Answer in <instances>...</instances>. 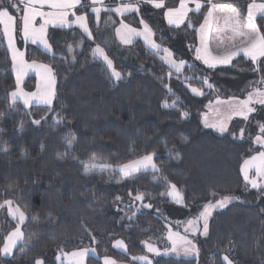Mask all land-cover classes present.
Returning <instances> with one entry per match:
<instances>
[{
	"label": "trees",
	"instance_id": "1",
	"mask_svg": "<svg viewBox=\"0 0 264 264\" xmlns=\"http://www.w3.org/2000/svg\"><path fill=\"white\" fill-rule=\"evenodd\" d=\"M226 1L248 0L211 3ZM202 13L190 14L193 30L187 25L170 28L160 35V41L170 44L181 30L190 45L188 54L193 56L194 27L202 20ZM88 17L95 35L104 19L95 26L92 16ZM256 23H264V17L258 16ZM260 30L264 32V27ZM47 35L55 41V58L43 55L31 44L25 45L24 52L26 59L51 64L54 69L51 111L44 105L27 108L18 102L10 107L14 78L9 51L0 37V203L11 200L26 212L21 228L29 241L26 245L20 242L13 256L0 258V264H31L41 257L46 264H57L54 257L58 251L93 242L100 255L128 260L129 255L143 252V242L162 240L166 230L162 216L134 202L129 192L133 196L144 192L143 203H151L153 209L183 207L195 214L209 201L220 198L210 195L213 189L239 198L214 212L209 235L198 240L199 257H159L154 264H224L225 253L236 264H264L261 190L250 188L240 172L241 163L258 147L247 135L239 140L229 134L238 135L245 123L235 121L229 132L221 134L206 128L201 117L216 95L237 97L258 83L264 77V71H256L259 65L239 56L230 65L209 70L194 60L177 74L161 60L160 53L154 54L140 41L128 46L110 41L111 45L104 46L116 70L125 76L114 83L103 61L92 56L95 40L89 41L74 27L52 28ZM82 39L83 44L77 47L76 42ZM68 43L77 54L75 63L66 51ZM204 76L216 87L204 86ZM165 84L174 95L168 93ZM188 85L201 88L204 95H193ZM164 99L169 103L177 100L178 108L162 107ZM182 110L189 112L186 119L179 116ZM45 115L46 121L33 124L34 119ZM59 116L64 122L53 124V117ZM70 133L76 136L72 148L65 143ZM149 153L156 154L154 161L161 172L121 178L111 168L84 174L83 162L93 155L100 163L117 166ZM164 176L182 192L183 205L175 206L167 196L169 185L163 182ZM1 229L0 224V243L4 235ZM116 237L125 241L128 255L111 248V239ZM87 262L101 264L99 258L91 256Z\"/></svg>",
	"mask_w": 264,
	"mask_h": 264
},
{
	"label": "snow or ice",
	"instance_id": "2",
	"mask_svg": "<svg viewBox=\"0 0 264 264\" xmlns=\"http://www.w3.org/2000/svg\"><path fill=\"white\" fill-rule=\"evenodd\" d=\"M151 5L154 9H166L163 12V16L167 21V24L170 26H175L179 28L181 25L185 24V21H188L189 27H191V20L189 18L190 12H200L202 4L200 0H179L177 7H166L165 0H133V2L121 3L117 7H111L104 4V0H91L89 5L90 11L95 14L96 21L99 23L101 12L116 13L117 15L123 17L127 13H140V4ZM194 4V8L189 7V4ZM208 3H211V0H208ZM24 4L23 15L19 18V22H22V26H18L17 17L10 14L9 7H4L0 4V25L3 26V34L7 39L8 48L11 52L12 60V70L16 78V88L9 93V99L11 101L10 107L14 106L17 100H22L25 106H30L32 101H35L38 104H42L48 108L49 111L52 110V102L55 97V92L53 90V85L55 83L54 69L49 64L38 63L37 60L33 59L29 63L25 59V53L19 51L14 43L15 34L17 31L22 32V35L25 40H30L32 44H39L42 47L43 55H51L53 58L56 56V52L53 49L55 41L47 35L46 25L50 23H56L59 27L72 28L73 25L77 26L82 33L87 37L89 41L94 40L93 32L88 25V13L77 15L76 11H73L71 14L75 17L74 20H69V10L77 9L78 7H83L82 0H18L17 3L10 4V7L15 10H19L20 5ZM39 4L40 7H43L47 4L54 11L52 12H42L36 5ZM101 5V6H96ZM215 13H219L220 17L224 19L226 24H231V27L227 29L231 35L229 37L230 43L225 44L222 49H218L216 54H213L209 50L206 36L205 28L208 24V18L213 17ZM264 17V3L257 4L255 2L248 5L247 10V23H240L241 14L237 11L236 8H233L229 5L217 6L212 5L208 9L207 16H205V23L200 26V40L203 47L195 48V59L201 61L209 69H215L218 65H230L235 57L243 53L244 56L250 58L253 63L258 61V58H264V32H261V27H264V23L257 25L256 17L257 15ZM37 16L44 18V23L41 24L38 28L34 26V22ZM111 16L108 17V20H111ZM107 22V21H106ZM139 23L142 25V29L131 27L129 24L124 23L123 20L120 21V27L116 29L117 35L120 37L123 44H132L134 37H142L144 43L147 47L154 53L162 52L164 55L161 56V60L168 65L170 69H174L177 74L186 66V61L184 59H175V53L168 47H162L161 44H158L153 39V30L149 24L145 21L144 18H141ZM239 38L237 42L236 38ZM221 44L224 43L223 39L220 41ZM83 44V39L79 42H76V46L80 47ZM67 53L72 54L71 63L76 62V53L73 47V44L68 43L65 45ZM92 56L94 59L103 61L106 66V71L109 73L110 79L113 82H119L125 78V76L114 66L113 59L105 52L104 48L101 47L100 43H96L95 47L92 48ZM203 52V54H202ZM62 62H64L62 58ZM29 69L37 70V74L40 76L42 81V87L38 88L36 92H24L23 89L19 87L21 80ZM256 71H264V62H261L260 65L256 68ZM127 75H131L130 73ZM169 76L172 75L171 71L168 73ZM202 83L208 89H213L216 87L214 82H210V77H202ZM259 83L264 84V77H261ZM168 93H173V89L165 84ZM191 93L197 96H203L204 92L201 88L192 87L188 85ZM253 105L261 106L259 111ZM162 107L164 108H178V101L173 100L171 103L167 99L162 101ZM230 111L228 115L222 119H219L215 123H208L205 119L204 126L206 128H212L217 132L223 134L229 132L227 121L231 120L233 116L241 117L244 121L249 123L248 135L254 137L253 143L259 146L260 149H264V89L259 87H254L252 91L247 93V98L243 100H236L230 106ZM256 113L257 116L253 114ZM31 115V113H28ZM47 115V114H46ZM46 115L42 116L40 119H34L33 124L39 126L42 120L46 121ZM179 116L182 119H186L189 116L187 110H182L179 112ZM251 117V119H250ZM252 121H256L255 127H252ZM64 122L62 116L53 117V124H61ZM245 128H240L239 133L230 132L229 134L235 139L244 140L245 139ZM76 141L75 134H68L65 137V143L68 148H72L74 142ZM7 151V149H3ZM155 153H149L141 156L137 160H133L129 163H125L119 166L118 171L121 175V178L133 177L137 173L147 172L149 170L153 172H161V169L157 167L154 163ZM112 166L107 163L98 162V158L93 155L89 161L83 162V170L85 175H90L97 169L103 171L104 169H111ZM255 169L257 177H264V150H259L255 155L250 156L244 161L241 171L243 173L244 181L246 184H250L252 189L260 188L261 191H264V185H261L257 179L249 177V169ZM115 170V169H114ZM163 182L169 185V190L167 191V196L170 197L175 203H183V194L177 189L175 184H172L166 176L163 177ZM163 195V193H161ZM212 197L220 196L219 199H216L213 203L209 201L203 206V210L200 211L199 215L193 220H189L187 223L190 228L196 232L199 231L201 235L207 237L209 235V219L213 215V211L217 209L226 208L234 199L239 197L234 194H222L216 192L214 189L210 192ZM129 196L133 197V201H140L142 207L145 209L151 210L153 205L151 203H143L145 200L144 192H137L133 196L132 192H129ZM118 201L121 200L120 197L116 198ZM14 202L11 200H5L3 203H0V209H3L7 206V212L13 220H16V226L13 231H11L5 238L3 247L0 248V254L6 257H12L14 254V249L16 248L18 242H23L25 245L29 241L25 240V234L21 230V225L24 224L26 220V212L21 209L19 205L13 206ZM118 211H121L118 207ZM140 209L138 208L137 211ZM136 213H133L135 215ZM123 218V217H122ZM35 219V217H33ZM202 221V230L197 226L198 222ZM93 239H95L93 237ZM184 241L183 252L184 255H198L199 249L196 244L190 240H187L186 237L181 238ZM231 244V241H229ZM114 247L122 248L127 251V246L124 241L117 240L114 243ZM150 252H159L158 249L148 246ZM23 251V248H21ZM87 249L80 251L78 253H73V256L84 257L87 253ZM94 251V250H93ZM171 251H176V247L173 246ZM57 260L60 259V256L57 255ZM132 259H137L133 257ZM139 259L144 260L145 264H151V261L148 258L140 257ZM223 261L226 264H234V261L229 259L228 255L222 257ZM31 264H46L44 258H35L31 261ZM77 264H82L81 261H77ZM103 264H116V261L108 257L104 258Z\"/></svg>",
	"mask_w": 264,
	"mask_h": 264
},
{
	"label": "rangeland",
	"instance_id": "3",
	"mask_svg": "<svg viewBox=\"0 0 264 264\" xmlns=\"http://www.w3.org/2000/svg\"><path fill=\"white\" fill-rule=\"evenodd\" d=\"M166 1H167V4L170 5L168 7H177L178 5H176V3L179 4V0H166ZM200 1H201V4H202V7L205 5V9L203 10V13H202L203 14L202 15L203 18H205V16H207L208 9L211 8L212 5H211V3H208L207 0H205L204 2H202L203 0H200ZM17 2H18V0H0V4H2L4 7H9L10 14L16 16L17 20L19 22V18L23 15L24 4L20 5L19 10H15V9H12L10 7V4L17 3ZM106 2H108V3H106ZM127 2H133V0H119V1H116V2H115V0H108V1L104 0V4L108 5V6H111V7H117L119 4L127 3ZM253 2H255L257 4H261V3H264V0H255V1H252V2L248 3V5L253 3ZM82 4L84 6L83 7H78V10L77 9L69 10L68 19L69 20H74L75 19V17L72 16V14H71L73 11H76L77 15H80V14H83V13L87 12L88 14H90L92 16V20H93L94 25H98L101 22V19H104L103 27L95 35H93L94 36V40H95V42H93L94 43V47H95L96 43H100L101 47H103L105 52L108 54V52H107L108 50H106L104 45H111L110 41L116 42L117 44H120L121 46H127L126 44H123L121 42L120 37L116 33V29L118 27H120V21L123 20L124 23L129 24L131 27L142 29V25L139 23V21H140L141 18H144L145 21L152 28L153 33H154L153 39L158 44H161L162 47H168L171 50H173V52L175 53V56H174L175 59H177V60L184 59L186 61V64L193 65L194 60H195L193 58H195V57L194 56H190L188 54V50L190 49V45L187 44V40L185 39V37L183 35V32H181V30H178L175 33V35L173 37V40H172V42L170 44H164L159 39L160 35L166 34L167 31H168L166 29V27H164V24H163V21H162L163 17H164L163 16V12L166 9H164V11L162 9H157V11L150 10L149 6H151V5H147V4L141 3L139 5L140 6V13L139 14L133 12V13H127L125 16L121 17V16L117 15L114 12H112V13L101 12V14L103 13V16H102V18L100 17L99 23H97L95 14L90 11L89 5L91 4V0H82ZM209 5H211V6H209ZM96 6H101V5H96ZM36 7L40 11L45 12V13L54 11L47 4H45L43 7H40V5L37 4ZM189 7L194 8V4L190 3ZM207 7H209V8H207ZM236 9H237V11L240 12L241 18H242L244 16L245 6L244 7L241 6L240 8H236ZM191 13H198V12H190L189 13V18H190V14ZM101 14H100V16H101ZM109 16H111V18H112L111 20H108ZM210 18L211 17L208 18V24H207V26L205 28V36H206V41H207L209 50L212 51L213 54H216L213 51V48H215L216 51L218 49H222L225 44L230 43V40L227 39V41H225L223 44H221L220 43V41H221V37L220 36H222V38H224V36H227V34L224 35V33H222V35H221L217 31V33L215 32V34L213 36L214 37V41L211 44L210 36H209V32H210L211 27H212V26L209 27V24H210V21H211ZM164 20L166 21L165 18H164ZM190 20H191V18H190ZM202 20H203L202 24H204L205 20L204 19H202ZM89 22H90V20H89V17H88V25H89ZM43 23H44V18H42L40 16H37L36 19H35V22H34V26L38 28ZM185 25H188V21L187 20L185 21V24L182 25V26H185ZM18 26H22V22H19ZM193 26H195V25H193L192 21H191L192 30H193ZM73 27L79 29L75 25H73ZM89 27H90V25H89ZM52 28H62V27L57 26L55 22L54 23H50V24L46 25L47 33H48V30L52 29ZM63 29H68V28L67 27H63ZM194 30H195V27H194ZM81 32H82V30H81ZM196 32H197V30H196ZM0 35H1L2 41L5 43L8 51H9L10 58H11V52H10V49L8 48L7 39L4 36V34H3V26L2 25H0ZM200 35H201L200 32H199L198 35H196V44H195L196 47H203L202 44H201ZM95 37L96 38L98 37L100 42H99V40L97 41L95 39ZM227 37H230V36H227ZM135 41H140L147 49H149L147 47V45L144 43V40H143L142 37H134L133 38V42H135ZM14 43H15L16 48L19 51H22V52H24V47H25L26 44L34 45V44L31 43L30 40H25L23 35H22V32H20V31L16 32ZM128 45H130V44H128ZM35 47H37L40 50H42V47L39 44H35ZM196 47H194V50H195ZM202 54H203V52H202ZM163 55L164 54L162 52H160V57L163 56ZM194 55H195V53H194ZM70 56H72V55H70ZM109 57H110V55H109ZM26 60H28V59H26ZM28 62L30 63L31 60H28ZM37 62L38 63H44V62H41V61H37ZM131 62L134 63L133 62V58H132ZM198 62L202 66L207 68V66L204 65L201 61H198ZM44 64H48V63H44ZM49 65H51V64H49ZM218 66L224 67V66H227V65H218ZM216 68H218V67H216ZM207 69H209V68H207ZM11 70H12V60H11ZM172 70H174V69H172ZM209 70H211V69H209ZM12 73H13V78H14V87L12 88V90H14L16 88V78H15V74H14L13 70H12ZM258 80L260 81L261 78H259ZM42 86L43 85H42V81L40 79V76L37 74V70H35V69H29L26 72V74L24 75V77L21 80V83L19 85V87L21 89H23L24 92H28V93L36 92L38 90V88H41ZM52 87H53V90L55 92V83H54V85ZM254 87H259V88L264 89V85L263 84H261V83H256V84L253 83L251 85V87L247 91H245L242 95L237 96V97L224 98V97H221L219 95H216L215 98H213L211 101H209L206 104L205 110L201 114V117H202V120H203V124H204L205 119L207 120L208 123L211 124V123L217 122L219 119H222V118L226 117L228 115L229 111H230V107L229 106L231 104H233L236 100L246 99L247 98V93L249 91H252ZM54 99H55V97H54ZM54 99H53V101H54ZM17 102L20 103L21 105L25 106L23 104L22 100H17ZM33 105L42 106V104H38L35 101H32L30 106H25V107L28 108V107H31ZM253 106L256 107L258 109V111H259V109L261 107L259 105H253ZM253 115L257 116L256 113H254ZM257 118H258V116H257ZM250 119H251V117H250ZM235 121H240L242 123H245L244 124V128L247 130V132L251 130L249 128V123L247 121H244L241 117H238V116H233L231 118V120L227 121L228 128H230L231 125ZM255 124H256V121H252V127H255ZM209 129L214 130L212 128H209ZM214 131H216V130H214ZM245 135H247L248 138L253 141L254 137L249 136L248 133L247 134L245 133ZM254 145H256V144L254 143ZM256 146L258 147L257 151L264 150V149H260L258 145H256ZM256 152L253 153L252 155H255ZM139 158H136V159H133V160H137ZM133 160H131V161H133ZM131 161H128L126 163H129ZM244 161L241 163V166H240V172H241L242 177H243V173L241 171V168L243 167ZM154 163H155V161H154ZM123 164H125V163H123ZM120 165H122V164H120ZM120 165L112 166V169H115V171L119 175H120V173L118 171V168H119ZM149 171H151V170H149ZM249 177L257 179L258 182L261 185H264V177H257L254 168L253 169H249ZM243 180H244V177H243ZM247 185L251 188L250 184H247ZM257 189H260V188H257ZM258 198H259L260 202L264 203V191H260ZM169 199L171 201H173L170 197H169ZM217 199H219V198H217ZM234 200H236V199H234ZM212 202L214 203L215 200L212 201ZM139 203H140V201H139ZM15 205L16 204L14 203L13 206H15ZM176 205H178V204L175 203V206ZM151 210L156 212V214H159L160 216H162V218L164 219L165 226H166L164 237H163L162 240H160L158 242H153V241H145V242H143L142 243V245L144 247L143 252L138 253V254L129 255L128 256V260L118 259V258H116V257H114L112 255H109V254L100 255L98 253L97 249H96L95 242H93L91 245L81 246L79 248H75V249H71V250H67V251H58L56 253L55 257H54V260L56 261L57 264H77V261H81L82 264H89L87 262V259H88V257L91 256V257L99 258L101 264H103V261H104L105 257H108L110 259L115 260L116 264H145V261L141 260L139 258L146 256L148 258V260L151 261V264H154L155 261L159 257L198 258L200 254H198V255H190V256L184 255V252H183L184 241L181 238L182 237H186L187 240H190L193 243H195L197 248L199 249L198 240L201 239V238H204L205 236L201 235V233L199 231L194 232L190 228V226L188 225L187 222L189 220L195 219V217H197L199 215L200 211L203 210V207L198 211V213H195V214H193L191 210H187V209H185L183 207L181 209L174 210V208H172V206H170V207L166 206V207H156L154 209L152 208ZM218 210H221V209L214 210L213 214H214V212H216ZM7 217H9V218H7ZM210 219H209V221H210ZM16 223H17V221L13 220V218L8 215L7 206H5L3 209H0V224L2 225L1 234H4L2 242L0 243V248L3 247V243H4V240H5L6 236L11 231H13L15 229ZM202 223H203L202 221H199L198 224H197V226L200 227L201 230H202ZM21 227H22V225H21ZM21 230H22V228H21ZM4 232H6V233H4ZM111 240H112L111 241V248H113L115 251H118V252L124 253L125 255H128L127 251H125L124 249L114 247L115 241H117V240L124 241L122 238L116 237V238H113ZM19 243L20 242H18V244ZM124 243H125V241H124ZM149 245H151L152 247L158 249L159 252L158 253L157 252H150L148 250V246ZM173 246L176 247V251L175 252L171 251ZM85 249H87L88 251H87V253H86V255L84 257H77V256H73L72 255L73 253H78V252L83 251ZM57 255L60 256L59 260L56 259ZM224 255H228L229 259L233 260L230 257L229 254L225 253V254L222 255V257ZM133 257H136L137 259H132ZM0 258H6V256H3L2 254H0ZM223 262H224V264H226L225 261H223ZM234 264H236V263L234 262Z\"/></svg>",
	"mask_w": 264,
	"mask_h": 264
},
{
	"label": "crops",
	"instance_id": "4",
	"mask_svg": "<svg viewBox=\"0 0 264 264\" xmlns=\"http://www.w3.org/2000/svg\"><path fill=\"white\" fill-rule=\"evenodd\" d=\"M108 1V0H107ZM116 1H119V0H115V2ZM205 0H203L202 2H204ZM252 1H255V0H248V1H242V2H217V3H211V5H217V6H223V5H229V6H231V7H233V8H240L241 6H245V12H244V16L241 18V20H240V23H247V10H248V3H250V2H252ZM201 2V1H200ZM207 2H208V0H207ZM106 3H108V2H106ZM165 4H166V7H168V6H170V5H168L167 4V1L165 0ZM175 4V3H174ZM246 4V5H245ZM176 5H178L177 3H176ZM211 5H209V6H211ZM150 8V10H155V11H157V9H154L152 6H149ZM207 8H209V7H207ZM205 9V5L201 8V10L203 11ZM163 11H164V9H162ZM113 15V14H112ZM102 16H103V13L101 14V18H102ZM114 16V15H113ZM258 16H260L259 14L257 15V17ZM220 17V14L219 13H215L214 14V16L213 17H211L210 18V24H209V27L210 26H212L211 27V30H210V32H209V36H210V42H211V44L213 43V41H214V34H215V32L217 33V31H218V33L219 34H221L222 35V33H224V35L225 34H227V36H230L231 34L229 33V32H227V29L228 28H230L231 27V24H226L225 23V21H224V19H222V18H219ZM256 17V18H257ZM202 19H204L203 17H202ZM102 20V19H101ZM163 24H164V27H166V29L168 30V29H170V28H176L175 26H170V25H168L167 24V21H165L164 20V17H163ZM202 21L203 20H201L200 22H199V24H197V26H196V28H195V33H196V35H198L199 34V29H200V26L202 25ZM101 23V22H100ZM100 23L98 24V25H100ZM94 24V23H93ZM102 25H100V28H99V30L103 27V22L101 23ZM96 26V25H95ZM181 27H183L182 25L179 27V28H181ZM208 27V28H209ZM91 29V28H90ZM80 30V29H79ZM92 30V29H91ZM99 30H97V32L99 31ZM196 30H197V32H196ZM81 31V30H80ZM93 32V35H94V31H92ZM227 36H224V38H222V36H220L221 37V39H223V41L225 42V41H227V39L228 40H230L229 39V37H227ZM0 37H1V35H0ZM98 38V37H97ZM236 39H238L237 40V42H239V38L237 37ZM98 40H99V38H98ZM99 42H100V40H99ZM120 45V44H119ZM128 46V45H127ZM196 47V46H195ZM213 51L216 53V49L215 48H213ZM194 53H195V50H194ZM194 57H195V55H193ZM239 56H242V57H244V58H247L248 60H250V58H248V57H246V56H244L243 55V53H240V55H238L237 57H239ZM237 57H235L234 59H233V61L237 58ZM196 60V59H195ZM197 61V60H196ZM232 61V62H233ZM251 61V60H250ZM198 62V61H197ZM252 62V61H251ZM261 62H264V58H258V61L256 62V63H254V64H257V65H260V63ZM253 63V62H252ZM217 67H222V66H217ZM259 81V80H258ZM259 83V82H258ZM264 85V84H263ZM202 122H203V120H202ZM204 125V124H203ZM179 205V204H178Z\"/></svg>",
	"mask_w": 264,
	"mask_h": 264
}]
</instances>
